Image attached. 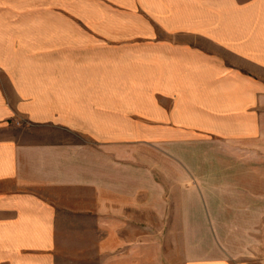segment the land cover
<instances>
[{
	"label": "crops",
	"instance_id": "obj_1",
	"mask_svg": "<svg viewBox=\"0 0 264 264\" xmlns=\"http://www.w3.org/2000/svg\"><path fill=\"white\" fill-rule=\"evenodd\" d=\"M151 1L149 32L82 37L74 66L37 68L35 46L4 32L27 23L0 0V264H117L97 259L117 244L140 248L126 264H148L149 224L180 219L166 191L180 196V164L131 145L261 133L264 0Z\"/></svg>",
	"mask_w": 264,
	"mask_h": 264
},
{
	"label": "rangeland",
	"instance_id": "obj_2",
	"mask_svg": "<svg viewBox=\"0 0 264 264\" xmlns=\"http://www.w3.org/2000/svg\"><path fill=\"white\" fill-rule=\"evenodd\" d=\"M145 1L11 0L13 10H5L4 18L27 24L4 32L18 34L20 44L35 46L37 68L64 66L63 56L70 67L76 59L71 47L82 37L121 42L123 37L149 32L154 21L140 11ZM153 29L159 33L157 26ZM131 147L133 152L146 149L149 164H180V196L175 195V185L166 189L173 198L169 214L177 215L178 209L180 219L164 220L161 234L149 224V234L142 239L148 245V264H187L188 255L225 257L233 263H257L264 258V116L261 133L254 139L148 140ZM163 174L168 181L175 180V172ZM125 249L117 244L116 253L101 252L97 259L105 262L115 256L117 264L130 259L137 263L140 248L136 245L131 256ZM189 249L193 251L188 253Z\"/></svg>",
	"mask_w": 264,
	"mask_h": 264
}]
</instances>
